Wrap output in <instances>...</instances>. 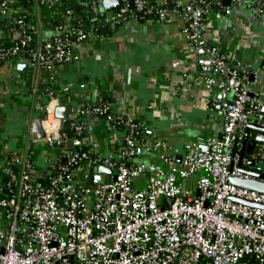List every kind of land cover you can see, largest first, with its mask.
Here are the masks:
<instances>
[{"label": "built area", "instance_id": "obj_1", "mask_svg": "<svg viewBox=\"0 0 264 264\" xmlns=\"http://www.w3.org/2000/svg\"><path fill=\"white\" fill-rule=\"evenodd\" d=\"M17 1L0 0V17H6L10 4ZM58 1L38 3L50 14ZM133 3L142 18L168 14V0ZM211 4V0H188L174 9L206 90L211 92L221 78L233 92L219 111L220 134L207 140L209 151L190 150L177 163L168 143L149 126L114 115L105 103L69 117L74 134L69 136L55 115L59 98L47 87V100L36 108L41 113L42 139L56 157L40 177L30 173V155L14 157L3 167L0 225L6 231L0 264H264V208L232 200L264 206V192L229 180L231 175L252 177L238 171L239 150L233 155L232 149L236 141L240 147L246 125L264 127V102L251 89L242 61L228 58L205 35ZM251 6L256 15L264 16V0H253ZM128 16L139 18L124 13L122 20ZM15 23L19 35L9 47L1 40L0 63L25 54L29 65L49 67L70 57L68 35L62 33L66 27L55 25L49 39L36 42L25 29L31 24L23 21V15ZM2 32L0 27V39ZM84 35L83 28L76 30L78 40ZM262 71L264 76V60ZM90 116L101 117L111 134L122 130L119 158L93 155L83 148V136L92 130L86 119ZM144 151L167 168L164 177L148 174L147 166L135 160ZM250 157L264 159V144L256 143ZM100 164L111 168L115 179L109 174L103 183H94L93 172Z\"/></svg>", "mask_w": 264, "mask_h": 264}, {"label": "crops", "instance_id": "obj_2", "mask_svg": "<svg viewBox=\"0 0 264 264\" xmlns=\"http://www.w3.org/2000/svg\"><path fill=\"white\" fill-rule=\"evenodd\" d=\"M187 1L168 0L171 6L168 4L163 18L128 16L122 20V14L129 15L132 10L125 6L106 12L103 19L100 0H92L101 19L100 30L86 25L83 39L71 41L67 60L49 67L31 66L24 57L1 62L0 182L3 167L14 157L31 156L33 177L42 176L56 157L33 132L34 119L41 117L36 107L47 100V87L54 89L61 105L70 107L69 117L84 107L105 103L114 115L144 123L168 143L177 163L190 150L207 149V140L220 134L219 111L233 92L221 78L211 92L204 87L196 55L189 50L174 10ZM211 1L205 35L228 58L242 61L251 89L260 93L264 102V16L253 12V0H231L229 5ZM17 10L16 4H10L6 17ZM30 12L39 40L49 39L56 11L44 13L37 3ZM19 32L13 29L9 37L16 38ZM86 119L92 130L83 136L84 146L93 155L119 158L122 130L111 134L101 117ZM254 135L253 130L249 139ZM240 149L241 145L237 151ZM135 160L143 162L149 174L166 173L167 168L153 153L144 151ZM3 227L1 224L0 231Z\"/></svg>", "mask_w": 264, "mask_h": 264}, {"label": "water", "instance_id": "obj_3", "mask_svg": "<svg viewBox=\"0 0 264 264\" xmlns=\"http://www.w3.org/2000/svg\"><path fill=\"white\" fill-rule=\"evenodd\" d=\"M223 4L229 5L231 0H222ZM127 7L130 10H133L134 8V3L133 0H100L98 7L100 10V16L104 19L106 16V12L109 11H115L119 10L123 7ZM169 6L171 4L169 3ZM74 10L77 12L78 8L75 7ZM71 112V109L69 106L66 105H60L56 107L55 109V115L62 120V127L64 129L69 128L70 125V118L69 114ZM255 131V135L253 139H249V133L251 131ZM33 132L37 135L38 138H43L44 137V131L41 126V119L36 118L33 121ZM238 141L235 142L233 149H232V154L235 155L237 152V145ZM256 143H262L264 144V127L256 124H248L246 125L244 129V134L241 139V149L239 151V159H238V171L252 176L249 178L245 177H240V176H235L231 175L230 176V182L236 186L243 187L246 189L250 190H255L258 192H264V159H257L255 160L254 158L250 157L254 151V146ZM203 151L208 152L209 147L207 149H202ZM246 158L245 164L242 163L243 159ZM62 162L64 163L65 160L63 159ZM233 167V162L230 164V169ZM96 174L93 177L94 183H103L106 179V175L112 174V169L109 167H106L104 165H100L94 169ZM113 179H115V175L112 174ZM160 177H164V173L161 172ZM169 178L171 180H176V176L174 174H170ZM197 194L198 192L195 191ZM139 197H143L141 194H138ZM232 200L236 202H241L245 203L248 205H253V206H258V207H263V205L257 204V203H252L249 201H246L241 198H236L232 197ZM6 229L3 228L0 231V251L2 252L3 246H2V240L4 238Z\"/></svg>", "mask_w": 264, "mask_h": 264}, {"label": "trees", "instance_id": "obj_4", "mask_svg": "<svg viewBox=\"0 0 264 264\" xmlns=\"http://www.w3.org/2000/svg\"><path fill=\"white\" fill-rule=\"evenodd\" d=\"M151 3H155L156 0H150ZM38 0H18L17 1V7L18 11L15 15L12 17H0V27L3 30V35L4 37L0 39L5 42V47H9L12 44L11 37H9V33L14 29L18 30V25L15 23V20H17L20 16L23 15V21L26 23H30V26H27L25 29H27L28 32L31 33V35L34 37V39L39 41L38 35L35 31V19L32 16L31 12L32 11V5L37 4ZM59 4V5H58ZM41 8L43 7L40 5ZM59 6V10L56 9V7ZM74 7L78 8V11L75 12ZM52 11H56L55 18L52 20V27L56 26H61L63 28H67L66 31L62 33H66L68 35L69 43L67 47L69 48L70 43L72 40L76 39V30L78 28H83L84 31L85 26L89 24H93L94 27H98L97 31L99 29V23L101 21L100 16L96 11L94 10L92 0H59L58 3L52 7ZM84 9V10H83ZM67 10H71V13L68 14L66 13ZM129 14H134L135 16L139 15L140 13H137L136 11L132 10L128 12ZM78 14H81V17H78ZM139 18L140 15L138 16ZM151 17V15H148L144 18ZM25 58V54L23 55ZM65 131L68 133L69 136H73V131L71 128L65 129ZM68 147H70V143L67 144ZM84 149L86 148L85 146L83 147ZM149 171H147L148 173ZM149 174V173H148ZM4 180V178H3ZM2 180V181H3ZM1 181V182H2Z\"/></svg>", "mask_w": 264, "mask_h": 264}, {"label": "rangeland", "instance_id": "obj_5", "mask_svg": "<svg viewBox=\"0 0 264 264\" xmlns=\"http://www.w3.org/2000/svg\"><path fill=\"white\" fill-rule=\"evenodd\" d=\"M1 223V222H0Z\"/></svg>", "mask_w": 264, "mask_h": 264}]
</instances>
